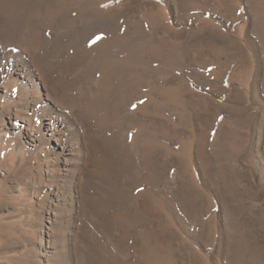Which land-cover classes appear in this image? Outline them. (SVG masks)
I'll use <instances>...</instances> for the list:
<instances>
[{"label": "rangeland", "instance_id": "obj_1", "mask_svg": "<svg viewBox=\"0 0 264 264\" xmlns=\"http://www.w3.org/2000/svg\"><path fill=\"white\" fill-rule=\"evenodd\" d=\"M0 264H264V0H0Z\"/></svg>", "mask_w": 264, "mask_h": 264}]
</instances>
